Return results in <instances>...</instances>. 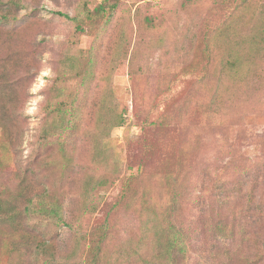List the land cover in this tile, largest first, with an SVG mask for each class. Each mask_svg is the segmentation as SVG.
Returning <instances> with one entry per match:
<instances>
[{
	"label": "rangeland",
	"instance_id": "rangeland-1",
	"mask_svg": "<svg viewBox=\"0 0 264 264\" xmlns=\"http://www.w3.org/2000/svg\"><path fill=\"white\" fill-rule=\"evenodd\" d=\"M107 1H119L108 20L84 14ZM26 4L18 32L30 73L10 137L0 128V264H160L156 231L171 223L189 264H264V0ZM55 11L82 14L85 31ZM101 37L83 128L95 129L111 89L125 123L103 146L110 167L95 166L82 133L66 169L54 139L38 143L43 107L64 54L85 61ZM124 39L128 55L112 72ZM66 85L72 93L79 79ZM27 169L26 193L48 191L70 226L24 216L26 201L14 196Z\"/></svg>",
	"mask_w": 264,
	"mask_h": 264
},
{
	"label": "trees",
	"instance_id": "trees-1",
	"mask_svg": "<svg viewBox=\"0 0 264 264\" xmlns=\"http://www.w3.org/2000/svg\"><path fill=\"white\" fill-rule=\"evenodd\" d=\"M28 1L0 0V128L3 129L6 137L11 135L13 120L18 119L21 105L20 98L24 94V91H20L19 82L22 81L25 72L27 74L30 73L28 57L20 51L19 42L21 41V35L18 32V24L22 19L20 11L28 8L26 4ZM31 1L39 2V0ZM118 4L119 1L115 3H108L107 1L99 4L92 12L87 10L83 12L89 19L104 17L108 20L114 14ZM55 13L73 21L76 32L85 31L82 27L85 23L82 14L70 17V15L60 11H55ZM100 41H102V37L88 51V58L85 61H82L84 52L79 51L77 55L64 54L60 60L54 83L48 90V98L43 107L44 121L39 132L38 143L41 148H47L53 143L52 140L54 139L55 143H58L60 155L66 161L64 165L66 169L72 167L69 152L74 147L75 139L82 133L92 143L95 166L105 165L107 168L110 167V163L113 161L111 158L109 159V149L103 148V146L109 147L111 131L125 123L124 110L112 99L113 92L111 89L110 93L107 94L109 105L104 108L103 106L100 107L101 112L99 113L95 129L86 131L83 128L88 95L97 75L96 67L99 63ZM126 41H128V37H126ZM126 41L124 39V42L119 44L120 51L116 56L117 58L114 57L111 61L112 72H117L119 61H122L128 55L129 45H127ZM237 59H239V56L234 60L235 65L240 62ZM18 73H20V76L17 78L16 75ZM110 75H113V73H110ZM71 77L78 78L79 85L72 93H69L66 82ZM104 109L106 113H103ZM48 163L51 162L43 160L45 168L49 167ZM52 163L55 166L54 160H52ZM4 165L3 157L0 160V166ZM64 166L63 168H65ZM33 173L34 171L29 172V169L21 172V179L16 187L21 193L18 192L14 196L16 201L21 200V198L26 201L27 205L23 210L24 216L36 215L55 222L56 225L70 226L66 221L62 202L53 199L48 191H44V189L42 191H33L31 189L29 193H26V190L31 186L32 181L30 179L34 176ZM97 184L98 186L106 187L107 179L101 178ZM3 198L4 195L0 193L1 207ZM34 200L37 201L36 204H34ZM19 214L22 213L20 212ZM2 217H4L3 211L2 213L0 212V219ZM156 232L158 233L157 248L163 257L160 256L162 258L160 264H189V250L182 230L171 223L161 225ZM226 256H228V251ZM224 264H230V262L227 261Z\"/></svg>",
	"mask_w": 264,
	"mask_h": 264
}]
</instances>
